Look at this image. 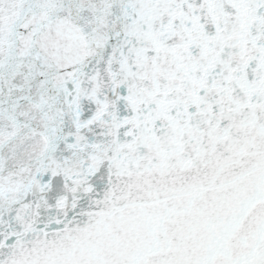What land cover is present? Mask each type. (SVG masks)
<instances>
[{
    "label": "snow or ice",
    "instance_id": "obj_1",
    "mask_svg": "<svg viewBox=\"0 0 264 264\" xmlns=\"http://www.w3.org/2000/svg\"><path fill=\"white\" fill-rule=\"evenodd\" d=\"M0 264H264V0H0Z\"/></svg>",
    "mask_w": 264,
    "mask_h": 264
}]
</instances>
